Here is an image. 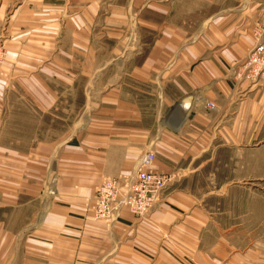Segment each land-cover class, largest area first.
Returning a JSON list of instances; mask_svg holds the SVG:
<instances>
[{"label":"crops","instance_id":"1","mask_svg":"<svg viewBox=\"0 0 264 264\" xmlns=\"http://www.w3.org/2000/svg\"><path fill=\"white\" fill-rule=\"evenodd\" d=\"M263 20L264 0H0V264H259L224 205L264 151V81L231 72ZM149 151L155 207L96 220Z\"/></svg>","mask_w":264,"mask_h":264},{"label":"built area","instance_id":"2","mask_svg":"<svg viewBox=\"0 0 264 264\" xmlns=\"http://www.w3.org/2000/svg\"><path fill=\"white\" fill-rule=\"evenodd\" d=\"M256 45L239 65L232 69L233 83L241 85L257 84L264 81V20L263 26L256 32ZM5 52L0 43V65ZM208 107L215 108L213 102ZM155 153L147 152L141 160V166L133 177L120 176L103 179L96 189L93 215L96 220L112 224L120 218L123 209L138 218L145 217L156 205L157 198L165 189L168 178L150 169ZM54 193L53 191H50Z\"/></svg>","mask_w":264,"mask_h":264},{"label":"rangeland","instance_id":"3","mask_svg":"<svg viewBox=\"0 0 264 264\" xmlns=\"http://www.w3.org/2000/svg\"><path fill=\"white\" fill-rule=\"evenodd\" d=\"M2 46L5 52L4 45L2 44ZM243 158L245 157L239 155V161ZM253 162L254 167H250L251 171L247 168H239L238 171L239 182H244L246 176L248 178L253 177V179H250L253 181L248 182L250 183L248 190L239 186L234 193L236 194V204L224 206L234 207V210L242 214L243 217L239 216L238 219V223L242 225L240 231L247 228V234L246 232L240 233L231 237L232 240L237 241L241 250L253 249L258 255L256 257L260 262L259 264H262L261 260H264V151L254 153ZM246 197L249 199L247 200Z\"/></svg>","mask_w":264,"mask_h":264}]
</instances>
